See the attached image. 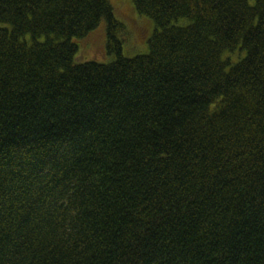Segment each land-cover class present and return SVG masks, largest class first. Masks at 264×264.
Returning a JSON list of instances; mask_svg holds the SVG:
<instances>
[{"label": "trees", "instance_id": "16d2710c", "mask_svg": "<svg viewBox=\"0 0 264 264\" xmlns=\"http://www.w3.org/2000/svg\"><path fill=\"white\" fill-rule=\"evenodd\" d=\"M121 1L0 0V264H264V0Z\"/></svg>", "mask_w": 264, "mask_h": 264}, {"label": "rangeland", "instance_id": "374dc122", "mask_svg": "<svg viewBox=\"0 0 264 264\" xmlns=\"http://www.w3.org/2000/svg\"><path fill=\"white\" fill-rule=\"evenodd\" d=\"M113 2L117 6V14L121 17L124 16L123 14L124 11L131 9L130 5H127L125 2H122L121 0H113ZM132 15L134 16V12H132ZM102 32H104L103 29H99L98 32L97 31L93 32V36H91L89 39L85 40L82 43L83 47L80 53L81 56L93 57L94 59H100V58L105 59V57L102 56H104L107 46L105 43L104 33ZM128 48H132L131 51L136 50L135 53H131L132 55L136 53H146L148 51V47L147 50L144 51L145 48H142V44L137 39L136 33L135 35L132 33ZM110 60H111V56H107L106 60H100V61L108 62Z\"/></svg>", "mask_w": 264, "mask_h": 264}]
</instances>
